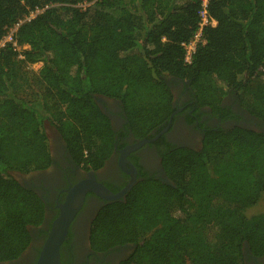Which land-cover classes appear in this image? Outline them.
<instances>
[{
	"label": "trees",
	"instance_id": "16d2710c",
	"mask_svg": "<svg viewBox=\"0 0 264 264\" xmlns=\"http://www.w3.org/2000/svg\"><path fill=\"white\" fill-rule=\"evenodd\" d=\"M200 3L0 0V40L43 10L17 30L19 44L29 45L24 58L12 44L0 49V260L18 258L32 241L30 227L44 220L43 199L11 171L50 165L46 121L88 169L104 165L119 135L97 96L120 100L125 128L151 138L176 110L170 76L187 80L195 106L215 114L230 91L254 81L256 104L247 109L264 122V0H212L218 24L205 29L206 43L187 64L182 43L198 28ZM166 147L170 182L146 177L124 200L107 203L91 226L93 248L136 244L121 264H243L244 245L264 256V213L235 206L254 204L264 192V131L219 127L206 131L200 149ZM188 200L196 205L188 216L193 229L172 212Z\"/></svg>",
	"mask_w": 264,
	"mask_h": 264
},
{
	"label": "flooded vegetation",
	"instance_id": "af4514ba",
	"mask_svg": "<svg viewBox=\"0 0 264 264\" xmlns=\"http://www.w3.org/2000/svg\"><path fill=\"white\" fill-rule=\"evenodd\" d=\"M168 82L174 90L176 110L166 125H169V129L164 130L165 126L155 131L151 138L135 137L125 128L124 109L120 100L97 96V102L119 133L115 150L98 169H88L79 163L61 133L50 122L49 126L47 122L44 123L52 158L50 165L29 173L11 171L26 189L34 191L43 199L44 220L40 226L30 227L32 241L25 251L18 258L0 260V264H36L53 222L61 214V205L66 203L78 184L94 180L109 193H119L134 178V185L146 177L170 182L162 165V152L167 149V144L200 149L206 131L219 127L240 126L264 131V122L243 107L238 91H230L222 101L224 110L215 114L209 106L200 109L195 106L187 80L170 76ZM152 138L153 141L139 144L144 139ZM129 191L117 200H124ZM112 201L116 200L107 199L91 189L86 191L60 248L62 264H121L135 253L137 245L134 243L116 245L105 251L95 250L92 246V223L102 208ZM246 246L243 248V264H264V256H254Z\"/></svg>",
	"mask_w": 264,
	"mask_h": 264
},
{
	"label": "water",
	"instance_id": "95a60500",
	"mask_svg": "<svg viewBox=\"0 0 264 264\" xmlns=\"http://www.w3.org/2000/svg\"><path fill=\"white\" fill-rule=\"evenodd\" d=\"M172 116V115H171ZM169 129V125L164 130ZM162 130V131H164ZM152 139H144L139 144L153 141ZM135 183V178L119 193H109L108 190L101 184L92 180L91 182H82L78 184L72 191L71 196L66 203L61 205V214L53 222L49 236L40 252L36 264H62L60 259V248L65 240L68 229L76 211L83 202L84 195L87 190H94L99 195L110 199L117 200L129 191Z\"/></svg>",
	"mask_w": 264,
	"mask_h": 264
},
{
	"label": "built area",
	"instance_id": "2783aa9c",
	"mask_svg": "<svg viewBox=\"0 0 264 264\" xmlns=\"http://www.w3.org/2000/svg\"><path fill=\"white\" fill-rule=\"evenodd\" d=\"M212 0H201L200 3V9L198 11L199 14V23L198 28L193 33L192 38L188 42H183L182 46L185 49V56L184 61L187 64H190L193 62L194 56L199 48L200 45H203L206 43V38L204 36V31L208 26L216 27L218 24V21L214 16H212L210 12V6H211ZM87 3L81 4L82 6H85ZM42 9H36L34 11H31L28 15H26L23 19H21L18 23L13 25L9 28V31L5 36L0 40V49L2 47H5L7 44H12V46L18 50L19 57L24 58L23 50L27 49L29 45L23 44L20 45L17 41L16 33L21 24H23L26 21H30L32 18H34L37 14L41 13Z\"/></svg>",
	"mask_w": 264,
	"mask_h": 264
},
{
	"label": "rangeland",
	"instance_id": "374dc122",
	"mask_svg": "<svg viewBox=\"0 0 264 264\" xmlns=\"http://www.w3.org/2000/svg\"><path fill=\"white\" fill-rule=\"evenodd\" d=\"M41 66H42V62H37L35 64H32L31 68H33L34 70L37 71L41 68ZM255 84L256 83L254 81L251 82L248 86L243 88L238 93V97L240 99V102L243 105V107H245V108H248L250 106H254L256 104L252 99V92L255 88ZM46 122H47L46 124L48 125L49 121H46ZM262 126H260V128ZM48 129H50V127ZM262 129L264 130V126ZM13 176L15 177L14 174H13ZM195 206L196 205H195L194 200H188L187 202H185L184 205H181L178 203H175L172 205L173 214L180 217L184 221L187 229L197 228V226L194 224V222L192 220H190V218L188 217V216H193V214L195 213V211H196ZM235 206L239 210L244 211L249 216L254 215V214H258V213H264V192L259 196L256 203H254V204L239 202ZM230 254L235 255L239 259H241L235 251L232 252V250H231ZM137 258L139 260H142V261L146 260V258L141 257L139 255H137Z\"/></svg>",
	"mask_w": 264,
	"mask_h": 264
}]
</instances>
